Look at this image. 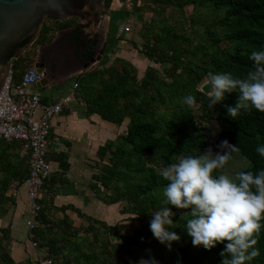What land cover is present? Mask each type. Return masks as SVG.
<instances>
[{
  "label": "trees",
  "instance_id": "obj_1",
  "mask_svg": "<svg viewBox=\"0 0 264 264\" xmlns=\"http://www.w3.org/2000/svg\"><path fill=\"white\" fill-rule=\"evenodd\" d=\"M131 1L132 10L152 13L149 20L141 22L140 42L131 43L161 67L148 65L138 77L132 62L116 56L78 75L73 97L83 104L87 116L98 114L117 125L127 119L125 132L97 147L99 159L107 157L108 161H99L88 187L98 201L121 204L119 213L132 216L140 226L123 234L117 224L95 219L71 204L55 205L54 197L71 188L65 177L70 165L65 152L49 151L48 159L58 167L44 180L31 240L53 258L54 264H129L130 260L150 256L161 264H176L177 260L181 264H222L226 241L211 249L194 245L183 228L186 222L181 213L187 210L172 206L173 219L177 220L173 230L181 238L172 242L168 253L149 223L164 200L167 181L159 174L160 168L179 156L200 154L209 147L208 136L214 151H219L216 145L224 139L239 147L225 167L214 174L224 171L235 154L249 161L243 170L264 169V156L256 152L257 145L264 144V112L252 107L232 118L224 105L235 104L238 90L211 105L209 94L200 89L209 72H231L244 78L254 68L250 54L264 48V0H141L140 5H136L137 0ZM13 54L10 51L7 59ZM20 61L12 71L15 80ZM188 93L195 95L196 105L183 103ZM208 121L216 123L215 135L206 129ZM28 171V155L22 153L21 144L0 138V217L17 202L8 191L24 186ZM70 211L88 223L75 225ZM100 232L116 239L111 241L106 236L98 242ZM11 240L10 225L0 227V264H23L13 259ZM256 247L260 255L245 264H264V227Z\"/></svg>",
  "mask_w": 264,
  "mask_h": 264
},
{
  "label": "clouds",
  "instance_id": "obj_2",
  "mask_svg": "<svg viewBox=\"0 0 264 264\" xmlns=\"http://www.w3.org/2000/svg\"><path fill=\"white\" fill-rule=\"evenodd\" d=\"M254 68L244 78L234 77L231 72H209L205 85L210 104L221 103L226 94L238 90L234 105H224L227 114L235 118L241 110L252 107L264 112V48L253 50L249 57ZM205 87V86H204ZM183 103H197L192 93L186 94ZM215 135L216 131L212 130ZM214 151L209 146L200 154H188L175 158L174 162L160 168L159 174L167 181L163 188L162 206L151 214L149 223L154 237L167 248L180 240L174 231L173 207L183 209V228L192 237V243L211 249L218 242L224 243L221 251L222 264H245L260 255L256 247L258 235L264 227V169L256 172L241 170L234 175L224 171L226 163L238 152L237 144L227 139L220 141ZM256 152L264 156V144H258ZM150 251V250H149ZM129 264H161L155 257H141ZM176 264H181L177 260Z\"/></svg>",
  "mask_w": 264,
  "mask_h": 264
},
{
  "label": "rangeland",
  "instance_id": "obj_3",
  "mask_svg": "<svg viewBox=\"0 0 264 264\" xmlns=\"http://www.w3.org/2000/svg\"><path fill=\"white\" fill-rule=\"evenodd\" d=\"M141 0H137L136 5H140ZM133 9V1L131 0H125L124 2L122 0H110L109 5L107 9L105 10L107 13L110 11L113 12V21L115 24H122L124 26L130 27V31L128 33V37L126 41L124 42L125 53H123L130 62H132L136 68H137V74L138 77H141L145 68L148 65H153L157 68H160L161 65L158 63H154L150 61L148 58H146L143 54H141L137 48L133 46L131 43V40H135L137 42H140L139 33L138 31L141 28V22L144 20H149V18L152 16L151 12H146L143 10H132ZM188 12L191 11V7H188ZM122 48V47H121ZM114 51L116 52L115 48ZM119 51V50H118ZM118 56L115 53H113V56H111L110 59H114L113 57ZM109 59V60H110ZM111 62V61H110ZM21 66V65H19ZM206 79L203 80L202 84L200 85V88L203 84H205ZM40 110L36 111V116L39 115ZM105 122V121H104ZM107 122V121H106ZM108 127H106V131H111L112 133L107 132L109 135L107 136V139H115L117 136H119L121 133L125 132L126 130V124L127 119H125L120 125L107 122ZM206 129L215 130L216 123L214 121H208L205 122ZM206 132V130H205ZM106 139V140H107ZM104 143V141H103ZM208 146L210 145V136H208ZM93 145L91 147V150L87 151V154L84 155V164L77 163L78 167L84 166L87 169V172H84L80 174L82 175L83 179H80L82 184L84 185L83 188L88 191L87 199L89 201L85 202V208L86 213L90 214L93 218L99 219V220H105L109 225L117 224L118 230L123 234H129L132 233L133 229L140 226V223L132 218V216L127 215H121L119 213V209L121 207V204H111L107 205L105 203H102L101 201H98L94 198V193L92 190L88 187V181L91 179L92 173H94L98 166L99 161H108V158L105 157L102 161L99 159L96 151L97 147ZM59 150V149H58ZM205 151V150H204ZM249 161L242 156L241 154H235L231 162L229 163V166L224 170V172H227L228 174L234 175L238 171L243 170L244 168L248 167ZM52 167L53 171L57 169V165L54 161H52ZM74 168V167H73ZM76 172V170H74ZM80 172V171H79ZM81 173V172H80ZM87 175H84L86 174ZM8 192L15 195L17 202L13 207H9V210L7 213L0 217V227H6L7 225H10L11 229V246H10V253L13 257V259L16 262H21L23 264H36V258L41 255L45 254V251L42 249H39L36 246H31V238H30V232L29 229L25 223V218L27 216L26 209H27V201H24V198H26V191L23 189V186L19 187H12ZM26 200V199H25ZM85 201V200H84ZM95 201V203H94ZM58 203L55 205L60 206L62 203L58 200ZM94 203V208L91 210V205ZM8 206V204L6 205ZM74 221L75 225H79L81 222L83 224H87V220L84 218H78L74 216L71 212L68 213ZM59 215H61V212H59ZM92 232V231H89ZM91 235L92 234H88ZM106 236H108L111 241H114L116 237L114 235H108L107 233H99L98 242L102 239H104ZM133 247L136 248L137 244H133ZM171 251L169 248L166 247L165 252ZM125 252V251H124ZM166 253V254H167ZM128 257V256H127ZM140 259V258H139ZM138 259V260H139ZM137 260V261H138Z\"/></svg>",
  "mask_w": 264,
  "mask_h": 264
},
{
  "label": "built area",
  "instance_id": "obj_4",
  "mask_svg": "<svg viewBox=\"0 0 264 264\" xmlns=\"http://www.w3.org/2000/svg\"><path fill=\"white\" fill-rule=\"evenodd\" d=\"M121 35L129 33L130 27L122 25ZM10 70L0 91V138L6 141H18L22 153L28 155L29 171L24 179L23 187L26 191L25 223L31 230L37 225L36 217L40 208L38 199L43 191L44 180L53 171L52 161L48 159V138L51 119L61 113L70 103L71 96L66 95L56 101L43 103L36 92L28 87L42 78V72L35 67H28L18 81L13 79ZM77 83H73L75 88ZM40 110L36 116V111ZM31 246L36 242L31 240ZM36 264H54L51 256L41 254L36 258Z\"/></svg>",
  "mask_w": 264,
  "mask_h": 264
},
{
  "label": "crops",
  "instance_id": "obj_5",
  "mask_svg": "<svg viewBox=\"0 0 264 264\" xmlns=\"http://www.w3.org/2000/svg\"><path fill=\"white\" fill-rule=\"evenodd\" d=\"M104 18L107 21L108 13L104 16ZM116 26L118 29L114 32V34L117 32L118 39H116L113 43V46H115H112L110 51L102 57L98 64L94 63L92 64L93 66L89 67L88 69H85L86 67H83L81 64H79L78 67H72L71 69L66 70V72L59 74L56 73V75L50 77L49 81L45 85H43L42 82H36L28 87L29 91L36 92L40 95L41 101L43 103L56 101L66 95H70L72 97L70 103L65 107V109L51 119V128L48 138V152H65L70 165L69 170L65 173V177L70 180L71 188L68 189L67 193L65 194L56 195L54 197V203H58L57 201L59 200L62 203L61 205L71 204L77 208H80L84 213L87 211L85 208V202L89 200L87 199L88 191L83 188L84 185L81 182L82 180L80 181V179H83L82 175L80 176V174L87 172V169L84 166L81 168L78 167V164L75 162L78 161L79 164H84V155L87 154V151L91 150L93 145L98 147L99 145L103 144V141L105 142L107 136L109 135L107 132H112L106 131L105 126H109L107 123L109 121L106 122V120L101 119L98 114H89L88 116L85 115L83 112V104L75 100L73 97L76 89V87H73V83L76 82L78 75L99 67L102 63H104L105 60L110 62L112 60L110 58L113 56V53L122 58L126 57L123 54L125 53L124 51L126 48L124 46V35H121L119 31L122 24H117L116 22ZM45 35L39 38V42L44 40ZM103 38H106L105 34L103 35ZM40 46L41 45H39V47ZM114 48L116 52L114 51ZM30 58V56H26L20 59L21 66L17 73L16 80L14 79L15 81H18L21 74L28 67H31ZM80 63H82V61ZM55 163L58 167L57 162ZM74 170H76V172ZM84 175H87V173ZM94 203L91 205V210L94 208ZM71 213L73 215L75 214L73 212Z\"/></svg>",
  "mask_w": 264,
  "mask_h": 264
},
{
  "label": "water",
  "instance_id": "obj_6",
  "mask_svg": "<svg viewBox=\"0 0 264 264\" xmlns=\"http://www.w3.org/2000/svg\"><path fill=\"white\" fill-rule=\"evenodd\" d=\"M97 0H0V91L10 70L16 65V58L22 49L31 44L39 35L40 29L45 20H66L77 17L81 20L78 26L84 28V32L91 30L98 17ZM59 32L48 43L50 46L57 43ZM28 37L29 42L14 49V58L7 59L10 49L24 38ZM82 51V50H81ZM84 57V52H81ZM102 50H99L97 61L101 59ZM34 62L33 66L38 72H42V78L38 82L45 85L54 70L48 68L47 63ZM45 65V66H44ZM52 67V66H51ZM205 86V87H204ZM209 85L203 84L201 90L209 94Z\"/></svg>",
  "mask_w": 264,
  "mask_h": 264
},
{
  "label": "flooded vegetation",
  "instance_id": "obj_7",
  "mask_svg": "<svg viewBox=\"0 0 264 264\" xmlns=\"http://www.w3.org/2000/svg\"><path fill=\"white\" fill-rule=\"evenodd\" d=\"M96 3L98 5V17L91 30L84 32V28L78 26L81 20L77 17H71L66 20H45L39 35L30 45L22 49L16 61L30 56L31 66H33L34 62L40 63L43 60L47 63L49 69L54 70V75L66 72L72 67L76 68L79 64L86 67L85 69L93 66L92 64L94 63L98 64L102 57L110 51L115 40L118 39L117 32L114 34L118 29V25L116 26L113 22L115 20L112 19L115 13L109 12L107 21L104 18L107 14L105 10L109 5V0H97ZM56 32H59V37L61 34L63 36L60 37L57 43L50 46L48 43ZM104 34L106 36L105 39L103 38ZM44 35V40L39 42V38ZM28 42L29 38H24L20 43L15 44L9 52L12 51L14 53V49L24 46ZM39 45L41 46L39 47ZM99 50H102L103 53L101 54V59L97 61V57L100 55ZM81 52L85 53L84 57ZM13 56L10 59H13ZM81 61L82 63H80Z\"/></svg>",
  "mask_w": 264,
  "mask_h": 264
}]
</instances>
